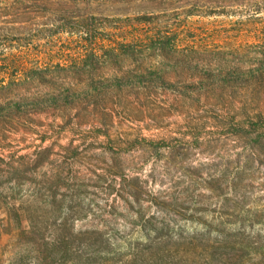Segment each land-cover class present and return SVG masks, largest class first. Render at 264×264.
Returning a JSON list of instances; mask_svg holds the SVG:
<instances>
[{
  "label": "rangeland",
  "instance_id": "374dc122",
  "mask_svg": "<svg viewBox=\"0 0 264 264\" xmlns=\"http://www.w3.org/2000/svg\"><path fill=\"white\" fill-rule=\"evenodd\" d=\"M35 1L0 9V79L50 67L3 92L0 264H264V0Z\"/></svg>",
  "mask_w": 264,
  "mask_h": 264
},
{
  "label": "trees",
  "instance_id": "16d2710c",
  "mask_svg": "<svg viewBox=\"0 0 264 264\" xmlns=\"http://www.w3.org/2000/svg\"><path fill=\"white\" fill-rule=\"evenodd\" d=\"M29 0H1V5L0 6V9H2L3 7H10L9 5H12L13 7H21L23 5V3L25 2H28ZM34 3V6H35V9H41L43 7H45L44 3H41L40 0H36ZM15 4H17V6H15ZM225 7V6H224ZM148 36L146 37V39L144 40V46L145 47H148L150 49H157L159 50V52L161 53V55L163 56H168V57H182L181 54H183L181 51L179 50H175V49H172L171 47H168L167 46V43H166V37L163 35V33L161 31L159 32H155V33H152V34H147ZM193 54V55H192ZM261 54V61L260 63L262 64L260 67H258L256 70H251L252 72H258V74H264V51L260 52ZM206 56L205 53L203 52H197V51H193L191 53V58L192 56L195 57V56ZM183 56H188V55H185L183 54ZM225 55H218L217 57L219 58H216V59H220V58H223L225 57ZM233 56V55H232ZM119 55L116 53V54H112V58L113 60H118L119 59ZM2 61V60H1ZM16 62H12L13 65H15ZM10 64V65H12ZM60 67V65H59ZM49 66L46 65V66H42L41 64H38L36 63L35 67L33 68H30V72H24V68L21 67H17V70L20 71L19 74H21V76L17 77V78H10L8 75H4L2 76L3 78L0 79V121H7L9 120L8 118V115H13L12 112H13V109L14 108H19L21 103L18 102L17 99H12V98H9L7 96H5V93H8L9 91L11 90H16L17 87H21L22 85H26V84H30V85H36V84H42V83H46L47 81L45 80V73L47 71H49ZM8 68H4V69H0L2 71L4 70H7ZM59 70H61V72H66L67 74H69V72L73 71L72 67L70 66H65V67H62V68H59ZM76 71L78 70H81L80 68H77V69H74ZM209 73V72H208ZM209 75H211L209 73ZM52 83V82H50ZM67 96H65L64 98V103L65 105H72L74 104L78 98L77 96H79V90H77L76 88H73V87H67ZM5 92V93H3ZM55 92H50V94H48L47 96H49L47 103L46 105L45 104H42V109H44L45 107H55V106H59L61 105L59 102L60 100L62 101V98L60 99L59 97H57ZM76 99V100H74ZM51 101V102H50ZM44 100H31L29 102H26L27 105H36V104H41L43 103ZM51 103V104H50ZM25 105V103L23 104ZM249 124L251 126H253L254 129H256V127L258 126H262L264 124V120H263V117L262 115H258L257 116V120L255 121H252V122H249ZM50 148L46 147L44 148L43 150H41L39 152L40 153H44V152H47L49 151ZM0 162L4 163L7 167H9L8 170H11L12 169V166L10 165L9 162H5V159L1 158L0 157ZM1 171V170H0ZM7 173V171H5ZM2 175H5V174H2ZM60 175V174H59ZM59 179L62 178V176L60 175L58 177ZM15 215H18V213L15 211L14 212Z\"/></svg>",
  "mask_w": 264,
  "mask_h": 264
}]
</instances>
